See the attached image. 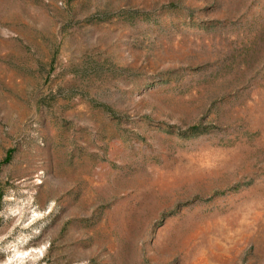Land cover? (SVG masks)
Instances as JSON below:
<instances>
[{
  "label": "rangeland",
  "instance_id": "rangeland-1",
  "mask_svg": "<svg viewBox=\"0 0 264 264\" xmlns=\"http://www.w3.org/2000/svg\"><path fill=\"white\" fill-rule=\"evenodd\" d=\"M0 264H264V0H0Z\"/></svg>",
  "mask_w": 264,
  "mask_h": 264
}]
</instances>
